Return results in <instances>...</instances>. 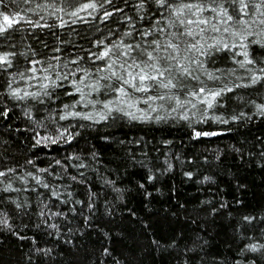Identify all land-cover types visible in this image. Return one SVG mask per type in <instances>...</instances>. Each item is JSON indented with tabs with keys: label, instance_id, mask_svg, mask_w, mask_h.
Here are the masks:
<instances>
[{
	"label": "trees",
	"instance_id": "obj_1",
	"mask_svg": "<svg viewBox=\"0 0 264 264\" xmlns=\"http://www.w3.org/2000/svg\"><path fill=\"white\" fill-rule=\"evenodd\" d=\"M189 2H0V264H264V5ZM133 61L176 87L124 85Z\"/></svg>",
	"mask_w": 264,
	"mask_h": 264
},
{
	"label": "snow or ice",
	"instance_id": "obj_2",
	"mask_svg": "<svg viewBox=\"0 0 264 264\" xmlns=\"http://www.w3.org/2000/svg\"><path fill=\"white\" fill-rule=\"evenodd\" d=\"M0 2H2V0H0ZM168 0H158V3L163 6L165 4H167ZM227 2L230 5H238V8H234L233 11L236 13V15H239L240 13H243L245 9L248 8V3L245 2V0H227ZM211 3L216 5V7H212L210 10L214 13H217L218 16L220 17H225L226 19H223L220 21V23H228L229 21L233 20V15H229V12L226 8H224V5L222 2H218V0H211ZM260 5H264V0H260V4L255 5L256 8H259ZM95 5L94 4H86L84 5V8H94ZM169 7H172L171 5H169ZM185 9L187 10L188 14L192 17H196V19H179V17L181 15H183ZM206 10L205 5L203 3V0H201V2H195V0H193V2H189V3H182L181 6L179 8L174 9L175 15L178 18L179 24L180 25H184V24H188V25H201V24H208L209 20L208 19H204V18H200L197 14L198 13H202ZM75 14V13H74ZM15 15H9L3 12H0V33H3L5 31H7L8 28L12 27V25L14 23H17L18 21L15 19ZM261 15H264V13H261ZM261 23H264V20L260 21ZM237 24H246V21H244L243 19H238L236 20ZM204 29H200V33H203ZM213 31H219L218 28L213 27ZM224 31H228L227 28L224 29ZM183 34V33H182ZM188 36H193V29H188L187 33ZM238 33H234V35H236ZM137 47H139V45H137ZM168 47L173 48L174 50L177 48V45L168 44ZM192 49H196L197 51H199V49L197 48V43H193L190 46ZM129 48H131V46H129ZM105 56H108V52L104 53ZM245 57L247 58V52L244 53ZM148 57V61H152L155 60V57L152 56L151 53L147 54ZM170 59H175V57H169ZM247 63H253L252 60H247ZM0 64H11V61L8 58V55H0ZM243 66V64H242ZM109 67H111L109 65ZM121 68H124V65L120 66ZM134 67L135 69H138V71L135 72V74H133V72L129 71L128 69H124L126 75L129 78H125L124 76L119 77L120 80L123 81L124 85H129L132 89H134L135 91H149L150 88L148 85H146V81H156V84L153 85L152 87H156V88H174L176 87V85L173 83V79L169 78L167 80V82H164L161 78L164 76L165 72H171V68L172 65H168L165 68H161L159 66L158 63H152L149 64L147 61L144 62V66L141 67V65L139 63H136L135 61H133L132 65H129V68ZM180 69L191 75V73L188 72V69L185 68L183 65L179 66ZM150 69V71H149ZM262 72H264V69H261ZM112 75H116L115 72L112 73ZM211 78V76H210ZM256 77L252 78V82L255 83L256 82ZM139 80V85H137V83H135V81ZM79 91V89H77ZM228 91H231V89H227ZM115 91H118L120 93H122L123 95H127V92L125 91L124 87H119L117 89H115ZM204 88H200L199 92H203ZM221 93L220 92H210V95L212 96L213 99H215L216 96H219ZM13 95H18V92H13ZM193 96H196L197 93L193 92L192 93ZM163 99L164 96L161 95L159 97H149V99ZM204 102L207 104V106L209 108L212 107V102L209 101L207 98H205ZM145 103H147V101H145ZM194 106V105H193ZM104 107H109L108 104H105ZM197 136L200 135V133H196ZM5 175V173L0 172V176ZM0 223H6V221H0ZM253 250H255V246H252Z\"/></svg>",
	"mask_w": 264,
	"mask_h": 264
}]
</instances>
